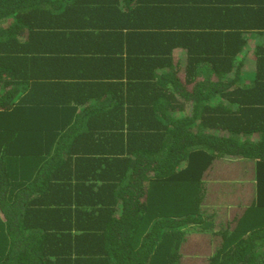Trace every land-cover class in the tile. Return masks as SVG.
I'll use <instances>...</instances> for the list:
<instances>
[{
    "label": "trees",
    "instance_id": "16d2710c",
    "mask_svg": "<svg viewBox=\"0 0 264 264\" xmlns=\"http://www.w3.org/2000/svg\"><path fill=\"white\" fill-rule=\"evenodd\" d=\"M208 226L264 264V0H0V264H185Z\"/></svg>",
    "mask_w": 264,
    "mask_h": 264
},
{
    "label": "rangeland",
    "instance_id": "374dc122",
    "mask_svg": "<svg viewBox=\"0 0 264 264\" xmlns=\"http://www.w3.org/2000/svg\"><path fill=\"white\" fill-rule=\"evenodd\" d=\"M246 167H250L249 165H245ZM243 168L241 167V164L232 166L230 162H227L226 164H223L222 166L214 167L211 169V172L209 173L212 178H214L216 181H220L222 185H219L218 188L221 189L224 184L234 182L240 179L237 174H241L243 172ZM220 175L224 176V178H221ZM240 182L243 181L242 179L239 180ZM210 189H213L214 187H209ZM208 190V188L206 189ZM224 190V189H223ZM243 191H246V188H242ZM221 192H215L212 195V203H206L204 205H201V211L207 212L212 217L213 221H220V222H226V219H221L220 212L217 214V210L219 208H223L225 215L229 216V212H232L230 210L231 207L235 206H244L246 204L245 201L238 202L239 204L234 202V196L232 193H223L224 191L220 190ZM247 193H250L249 190L246 191ZM222 193V194H221ZM223 195V197H222ZM247 197V194H246ZM236 201V200H235ZM217 206V207H216ZM203 214V213H202ZM216 215V216H215ZM229 221V218H228ZM206 228V227H205ZM200 228L198 231H195L194 229L191 231H194L193 238L187 240V245H189L190 249L183 255L185 257L183 258L185 264H206L207 259L210 255V252L214 249V244L216 243V234L220 232L219 227L216 226V229L208 226L207 229ZM217 230V231H216ZM222 230V229H221Z\"/></svg>",
    "mask_w": 264,
    "mask_h": 264
},
{
    "label": "crops",
    "instance_id": "0c3cea01",
    "mask_svg": "<svg viewBox=\"0 0 264 264\" xmlns=\"http://www.w3.org/2000/svg\"><path fill=\"white\" fill-rule=\"evenodd\" d=\"M238 181V180H237ZM236 183V181H234V182H232V184H235Z\"/></svg>",
    "mask_w": 264,
    "mask_h": 264
}]
</instances>
